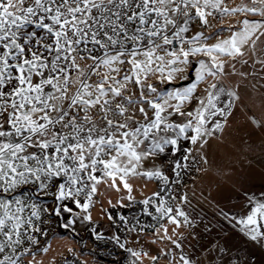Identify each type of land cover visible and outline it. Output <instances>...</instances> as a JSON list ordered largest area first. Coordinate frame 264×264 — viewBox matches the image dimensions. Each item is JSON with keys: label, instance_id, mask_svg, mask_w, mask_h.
Instances as JSON below:
<instances>
[{"label": "snow or ice", "instance_id": "6c2138e0", "mask_svg": "<svg viewBox=\"0 0 264 264\" xmlns=\"http://www.w3.org/2000/svg\"><path fill=\"white\" fill-rule=\"evenodd\" d=\"M241 110L264 134V0H0V264H88L77 226L109 264H264V154L192 204Z\"/></svg>", "mask_w": 264, "mask_h": 264}, {"label": "rangeland", "instance_id": "374dc122", "mask_svg": "<svg viewBox=\"0 0 264 264\" xmlns=\"http://www.w3.org/2000/svg\"><path fill=\"white\" fill-rule=\"evenodd\" d=\"M240 0H235V3H239ZM227 35V33H225ZM245 103L250 107L255 104L257 109L259 107L260 98L258 94L250 90V94L245 98ZM253 130L248 127L245 123V115L243 110L238 114L237 120L233 123L232 128L226 132L224 137V143L219 144L213 149V154L210 156V165L209 172L207 174H196L197 179L195 185H198L196 189V196L192 198V204L195 206V211L201 213L205 219H210L215 211L214 207L208 202L200 198V191L203 189L204 195H207L209 191L215 192L217 184L221 186H229L232 180L236 179L235 175L224 176L220 174L218 169L231 173L235 170L236 173L243 171V169L249 166L251 161L254 167H258V161L261 157V137L264 134L260 133L258 130L255 134H252ZM189 186H193V182L189 180ZM155 184L149 185V190L155 189ZM138 195V194H137ZM191 196V193H190ZM199 201V202H198ZM140 206L137 205V211ZM112 211H116L113 209ZM131 214V213H129ZM146 222L150 221V218H143ZM56 226V225H54ZM60 231V229H59ZM77 231L79 232L78 236H73V234H64L67 236L66 239H57L53 241V247L56 252H62L64 255H68L66 249L67 247H73L79 255V259L86 260L88 264H109L111 257L103 256L102 253L106 251L105 248H97L96 251L101 253L99 257L89 255L93 249V239L86 229L80 228L77 226ZM238 232V230H237ZM208 238L205 236V239L200 243L207 244ZM239 245V249L243 251L249 246L241 240L240 236L237 235L234 241ZM146 248L151 250L156 249V245H145ZM186 250L189 249L188 241H185ZM199 249V244L196 245V249H191L196 251ZM256 252L257 259L261 258V253L258 250H253ZM195 259V257H193ZM57 261L62 259L61 256H56Z\"/></svg>", "mask_w": 264, "mask_h": 264}, {"label": "trees", "instance_id": "16d2710c", "mask_svg": "<svg viewBox=\"0 0 264 264\" xmlns=\"http://www.w3.org/2000/svg\"><path fill=\"white\" fill-rule=\"evenodd\" d=\"M60 232H61L62 234H66L62 228L60 229Z\"/></svg>", "mask_w": 264, "mask_h": 264}, {"label": "flooded vegetation", "instance_id": "af4514ba", "mask_svg": "<svg viewBox=\"0 0 264 264\" xmlns=\"http://www.w3.org/2000/svg\"><path fill=\"white\" fill-rule=\"evenodd\" d=\"M256 258H257V256H256Z\"/></svg>", "mask_w": 264, "mask_h": 264}]
</instances>
